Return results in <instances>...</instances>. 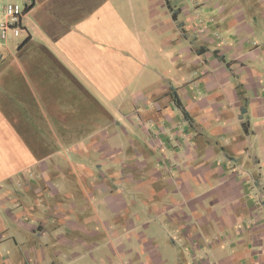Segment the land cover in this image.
Wrapping results in <instances>:
<instances>
[{
    "label": "crops",
    "instance_id": "obj_1",
    "mask_svg": "<svg viewBox=\"0 0 264 264\" xmlns=\"http://www.w3.org/2000/svg\"><path fill=\"white\" fill-rule=\"evenodd\" d=\"M0 264H264V0H0Z\"/></svg>",
    "mask_w": 264,
    "mask_h": 264
},
{
    "label": "built area",
    "instance_id": "obj_2",
    "mask_svg": "<svg viewBox=\"0 0 264 264\" xmlns=\"http://www.w3.org/2000/svg\"><path fill=\"white\" fill-rule=\"evenodd\" d=\"M5 20L0 24V45L6 43L10 38H18L22 32L21 23L23 19V7L19 4L9 3L4 6ZM3 54L0 48V61Z\"/></svg>",
    "mask_w": 264,
    "mask_h": 264
},
{
    "label": "trees",
    "instance_id": "obj_3",
    "mask_svg": "<svg viewBox=\"0 0 264 264\" xmlns=\"http://www.w3.org/2000/svg\"><path fill=\"white\" fill-rule=\"evenodd\" d=\"M2 60H3V59H2ZM2 60H1V61H2ZM1 61H0V62H1Z\"/></svg>",
    "mask_w": 264,
    "mask_h": 264
},
{
    "label": "rangeland",
    "instance_id": "obj_4",
    "mask_svg": "<svg viewBox=\"0 0 264 264\" xmlns=\"http://www.w3.org/2000/svg\"><path fill=\"white\" fill-rule=\"evenodd\" d=\"M22 6V5H21ZM23 7V6H22Z\"/></svg>",
    "mask_w": 264,
    "mask_h": 264
}]
</instances>
